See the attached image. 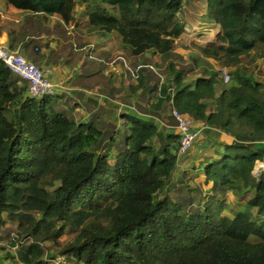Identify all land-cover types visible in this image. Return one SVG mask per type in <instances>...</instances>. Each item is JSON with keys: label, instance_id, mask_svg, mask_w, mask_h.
Returning <instances> with one entry per match:
<instances>
[{"label": "trees", "instance_id": "1", "mask_svg": "<svg viewBox=\"0 0 264 264\" xmlns=\"http://www.w3.org/2000/svg\"><path fill=\"white\" fill-rule=\"evenodd\" d=\"M187 1L4 0L29 17L18 30L23 38L28 30L49 32L41 22L56 18L59 36L70 25L115 35L123 52L143 61L129 84L131 94L139 92L136 114L126 113L129 101L122 100L124 130L104 121L103 111L77 121L57 108V96L30 97L27 84L0 61V229L6 219L17 222L11 264H264V228L249 212L222 215L227 191L251 192L247 207L264 212V166L252 174L264 163L263 85L235 70L233 84L218 92L222 80L209 65L188 80L197 62L236 68L242 56L264 50V0H205L202 23L220 27L224 46H196L199 55L181 66L174 45L184 32L178 16ZM68 46L76 63L82 54ZM93 54L87 51L83 67ZM104 54L97 64L107 63ZM165 108L169 117L160 125L155 120ZM172 110L202 125L201 134L231 139L204 155L211 187L202 197L190 187L188 169L172 183L180 160L179 135L167 130L176 126ZM65 230L73 236L62 244Z\"/></svg>", "mask_w": 264, "mask_h": 264}, {"label": "rangeland", "instance_id": "2", "mask_svg": "<svg viewBox=\"0 0 264 264\" xmlns=\"http://www.w3.org/2000/svg\"><path fill=\"white\" fill-rule=\"evenodd\" d=\"M204 10H205V0H189L184 3L183 8L181 12L179 13L178 17L184 26V32L176 40L175 45H174V50L176 53L180 54L182 57V61L175 60V62L181 66H185L189 64L188 62L189 56L196 57L199 55V51L196 48V46H211V47L224 46V44L219 40L220 27L202 23L203 20L201 19V17L204 13ZM5 11L6 10H4V8H1L0 10V24L4 26L9 27L11 25V27L17 29L22 22L28 21L29 19L28 16L22 17L21 19L19 17V14H8ZM80 13H81L80 9H77V15H80ZM7 21L9 22V24H5L7 23ZM52 21L53 22L49 20V23H47V26L45 27L46 30L51 29V28L55 29L54 24L57 21L56 19H53ZM39 31L40 30L38 29L36 31L28 30L27 33L29 34L26 35L28 39L23 38V43H24L23 48H26L25 51H28L29 60L34 62V64L37 66H41V64L43 63V60L45 59V56H49V59H50L49 65L52 66L54 69H60L57 63V61L61 58L60 56L63 55V54H60V52L66 55L67 51L69 50L68 45L71 42L72 44H76L78 42V40H75V37L78 34L82 36L83 35L88 36L87 41L90 43V50H92L93 52L98 50L100 47H104L105 49H108V48L112 49L113 53L115 52L117 53L115 56L116 58L114 60L121 62L122 66H124V68L127 70L129 74V78L124 79L122 82H120L119 77H116V75L119 76V74H121V70L119 67V74H117L118 68L114 66H117L119 64L115 63V64H112L111 68L107 67L105 70L106 74H104L103 78L101 76L99 77V79L96 78L97 81L94 80L91 86H94L96 88L97 82L100 83L102 80H104L105 82H107V80H110V81L112 80L111 82L113 83L114 87L119 90V91L117 90L118 97L114 99H110L109 97L106 98L103 95L99 94V92H97L96 90L94 91L91 89L90 91L88 90V94H90L89 96H92L94 100L95 99L97 100L96 104L98 103L100 106H104L106 109L111 111L110 112L111 115L104 114L102 115V118L103 119L105 118V120L107 119L108 122L112 123L111 119H113L114 117L113 119L114 122L118 125V127L120 126L121 130H124V128L122 127V123L124 122V119H121L119 117L126 111L124 108L125 107L124 105L126 104L122 101L123 99H122V96L120 95H122L123 92L128 93V89H129L128 81L132 83L134 82L133 79H135L132 76V72L135 73V71L138 70L137 67L141 68L143 66L142 65L143 61L136 60L135 67H132L131 65L128 66V63L131 61L135 63V59L132 57L129 58V55L127 53H124L123 51H120V50L117 51L119 49L118 45L120 44H119L118 38L115 35H108L105 37H99L94 34L88 35L84 33V29H80V31L77 33L74 31L73 26L70 25V26H67V30H65L66 31V35L64 37L65 39L62 36H58V39L56 38L48 39V42L45 43L47 41V38L44 41V40L39 39V37H37V32ZM43 33H46V31H44ZM61 45L64 48L61 49L60 48ZM46 46L47 47L50 46L49 50L51 52L47 51ZM53 47H55L56 49H61V50L54 51ZM34 48H37V52L34 51ZM56 55L58 56L55 57ZM65 55L63 56L65 57ZM153 61H156L154 63H157V64L161 63L158 57L157 59ZM202 62H197L198 66L194 68L193 72L189 75L188 80L193 81L197 76H199L202 73L201 72V70L203 69L202 66L205 67L206 65H209L211 70H214L218 73L219 80L221 79L219 71L222 68H225L230 74H232L235 70H238L250 76L255 82H258L261 85H263V89H264V50L255 51L249 57L242 56L240 58V63L236 68L221 67L217 62L212 61V60H204V63ZM60 63H62V61H60ZM162 68H163V65L162 66L159 65L158 68L156 67L155 70L160 75V82L163 85H165L168 76H167V73L162 72ZM64 70H65L66 78L64 77V75H61V81L57 80L58 83L56 84L62 85L63 87H67V88L69 87V83L71 81L76 86L82 84L80 75L84 74L85 69L80 70V63H78L77 65L76 63L69 64L68 67H64ZM99 70L100 68L97 69V71ZM53 76L55 77V74H53L52 77ZM232 84H233V81L232 83L230 82L229 84H223L220 81L218 92L222 88H225V89L229 88ZM82 86H85V85H82ZM69 88H72V87L70 86ZM74 96H75V91H71V89H67V91L64 92V91H61L60 89V92L57 95L59 99L55 101V105L57 106L58 109H65L66 112L69 115H72V117L75 118L77 121H79L82 118L83 120L88 119V116L84 113L83 110H81L80 104L78 105V108L80 109H76V111L73 109V105L75 101ZM209 105L211 109H213L215 106L214 101H209ZM126 113L136 114V111L132 108H129L126 111ZM167 113L169 112L167 111V108H165L162 114H160V117H159L160 119H158L159 122L161 121L163 123H166L165 122L166 119L165 118L163 119V114H167ZM117 120H118V123H117ZM99 121L100 119L97 118V123H96L97 128H101V123L100 124L98 123ZM104 126L105 125L103 123L102 128H104ZM167 130L169 132H174V129H167ZM228 141H229V137L224 135L221 132L213 131V132H209V134L207 135L201 134L200 138L194 143L193 147L184 156L179 157L180 160L178 161V166L176 167L174 171L172 183L173 184L176 183L178 181L179 176L182 174V172L188 169L187 171L189 172H187V175L190 178L189 180L190 187L197 188L199 190L200 197L205 195L209 191L211 184L210 183L206 184L204 182L203 169H200V168H203V165H200V164L204 163L203 162L205 159L204 155L206 156L209 155L211 157L212 149L214 147H217L218 144H221V143L222 144L228 143ZM191 166H195L197 168L194 169V168H191ZM263 166L264 164L259 163V162L255 164V169L252 172L254 177H256L259 174ZM250 197H251V192L246 193L244 195L236 196L233 192L227 191L224 197L225 208L222 212V215L227 216L229 218H235L238 214L249 212L251 215V220L254 221L256 225L262 226L264 228V212L259 214L256 209H251L247 207L246 203ZM16 227H17L16 221L6 219L5 228L0 229V264H11L10 258L15 255V252L17 250V247L15 245H17L18 243ZM72 236H73L72 233L65 230V232L61 234L58 240L59 242L64 244L65 242L70 240ZM58 262L60 261L58 260Z\"/></svg>", "mask_w": 264, "mask_h": 264}, {"label": "crops", "instance_id": "3", "mask_svg": "<svg viewBox=\"0 0 264 264\" xmlns=\"http://www.w3.org/2000/svg\"><path fill=\"white\" fill-rule=\"evenodd\" d=\"M1 8H4V10H6L5 12L8 13V14H19V17L22 19L24 13L23 12H20L10 6H7L4 2V0H0V10ZM53 19H56V18H52L50 19L51 22H53L52 20ZM8 20V19H7ZM57 21V19H56ZM45 27L47 26V23H49V21L47 22H41ZM5 24H9V22L7 21V23ZM21 25V24H20ZM20 27V26H19ZM19 27L17 29L11 27V25L9 27L7 26H4L2 24H0V44L9 48L10 50L12 51H16L18 52L19 54H21L26 60H28L29 62L33 63L31 60H29L28 58V51H25L26 48H23L24 46V43H23V36H19L18 35V30H19ZM64 30H67V27H63ZM50 30L49 32H46V33H43L41 32L40 34L37 33V37H39V39L41 40H46L47 38V41L45 43L48 42V39H52V38H56L58 39V36L56 33H54V30L55 29H48ZM79 30H76L75 32H79ZM51 32V33H50ZM85 33V31H84ZM66 35V34H65ZM65 35L62 37L64 38ZM77 37V38H76ZM75 37V40H78V42L76 44H73V47H74V51L76 53L80 52L82 55L81 59L78 60L76 62V65L78 63H80V70L82 69H85V72L84 74H81L80 77H81V82L82 84L76 86L73 84V82L71 81L69 83V87L71 86L72 88H67V89H71V91H75V96H74V99L76 102H78L80 104V107H81V110L84 111V113L88 116L91 115L92 112L94 111H103V115L104 114H107V115H111V111H109L108 109H106L104 106H100L98 103L96 104L97 100L95 101L92 96H89L90 94H88V90L90 91L91 90H96L97 92H99V94L103 95L104 97L107 98V93L109 92L112 96H113V99L114 98H117L118 95H117V92L119 91L117 88L114 87L113 83L110 81L108 82H105L104 80H102L100 83L97 82L96 84V88L94 86H91L93 84V81L96 80V78L99 79V77L101 76L103 78L104 74L105 73V70L106 68H111L112 67V64H115V63H118L119 65L117 66H114L116 68H118V73L119 74V67H120V70H121V74L116 75V77H119L120 79V82H122L124 79H128L129 78V74L127 72V70L124 68V66H122L121 62L120 61H115L114 59L116 58V52L113 53V50L108 48V49H105L104 47H100L98 50H96L94 52V59L91 60L90 62H87L84 64V67L82 66V63L84 61V55L87 53L88 50H90V43L87 41V35H80L78 34L77 36ZM16 38V41L13 43V39ZM27 37H25L24 39H26ZM65 39V38H64ZM63 44V43H62ZM66 44V43H64ZM68 44V43H67ZM46 45V44H45ZM78 45H82V48L81 49H78ZM51 46V45H50ZM50 46H46L47 48V51L48 52H51L49 49H50ZM205 47V46H204ZM206 47H211V46H206ZM61 49L64 48L62 45L60 47ZM118 50L117 51H122L121 50V46L118 45ZM61 49H56L55 47H53V50L54 51H57V50H61ZM112 50V51H111ZM35 51V50H34ZM37 52V51H36ZM104 53H109V60L107 61V63L105 62L104 65H101V64H97V62H100V61H103L102 59H104ZM126 53V52H124ZM60 54H63L65 55L64 53L60 52ZM60 56L61 58L57 61L58 63V67L60 69H54L52 66L49 65V62H50V59H49V56H45V59L43 60V63L41 64V66H37V67H40V68H46L49 70L50 72V75H49V78L51 80V82L53 83H58V81H61V75H64L65 77V70H64V67H68L69 64H73L75 63L76 61V58L77 56H71L70 55V51L68 50L65 57L64 56ZM101 55V56H100ZM58 55H56L55 57H57ZM96 57V58H95ZM129 58H131V56L129 55ZM133 58V57H132ZM135 59V58H134ZM95 60V61H94ZM60 61H62V63H60ZM154 62V61H153ZM104 63V62H103ZM62 64V65H61ZM136 59H135V63L134 62H129L128 63V66L131 65L132 67H135L136 65ZM35 65V64H34ZM62 68H61V67ZM122 67V68H121ZM90 68V69H89ZM99 71H97V69H99ZM154 68V67H153ZM96 69V70H95ZM156 69V68H155ZM57 73V74H56ZM55 74V78L54 76L52 77V75ZM66 78V77H65ZM64 78V79H65ZM63 79V78H62ZM58 80V81H57ZM97 81V80H96ZM129 84H132L130 81H128ZM96 83V82H95ZM82 85H85V86H82ZM119 88V86H118ZM128 88H129V85H128ZM118 90V91H117ZM121 91V90H120ZM107 92V93H106ZM139 93V92H137ZM136 93V94H137ZM136 94H131V91L130 89H128V93H125L123 92L122 95V99L124 98H127L129 101L127 105L129 108H132L134 109V106H133V103H136V100H137V96ZM80 97H79V96ZM119 96V97H120ZM74 101V103H75ZM113 101V100H112ZM124 102V101H123ZM76 109H80V108H76ZM75 109V111H76ZM91 109V110H90ZM135 110V109H134ZM115 112V111H114ZM117 113V112H116ZM162 114V113H161ZM141 117H144V118H149V116H144L142 114H139ZM169 117V113L167 114H163V119H168ZM121 118V116L119 117ZM83 119V118H82ZM114 119V117H113ZM112 119V120H113ZM122 119V118H121ZM87 120V119H86ZM104 121H105V118H104ZM157 121V123H159L160 125H162L161 123L163 122H159L158 119L155 120V122ZM117 123H118V120H117ZM124 123V122H123ZM122 123V124H123ZM199 125V124H197ZM120 127V126H119ZM118 125H117V128H119ZM170 129H174V132H176L175 128L173 127H170ZM229 141H231V139L229 138ZM228 141V143H229ZM200 165H203V164H200ZM178 166V164H177ZM176 166V167H177ZM192 167V166H191ZM199 168V167H198ZM202 169V168H200ZM187 170V169H186ZM185 171V170H184Z\"/></svg>", "mask_w": 264, "mask_h": 264}, {"label": "built area", "instance_id": "4", "mask_svg": "<svg viewBox=\"0 0 264 264\" xmlns=\"http://www.w3.org/2000/svg\"><path fill=\"white\" fill-rule=\"evenodd\" d=\"M0 61L12 74L27 84L28 95L32 98L55 97L60 89L64 92L67 91L66 87L51 82L48 69L37 67L18 52L12 51L3 45H0ZM219 73L223 84L231 82L230 74L225 68H222ZM132 76L137 77L136 71L135 73L132 72ZM171 116L176 122L175 130L179 135L178 155L182 157L193 147L204 127L195 124L176 110L171 111Z\"/></svg>", "mask_w": 264, "mask_h": 264}, {"label": "clouds", "instance_id": "5", "mask_svg": "<svg viewBox=\"0 0 264 264\" xmlns=\"http://www.w3.org/2000/svg\"><path fill=\"white\" fill-rule=\"evenodd\" d=\"M259 163H261V162H259ZM255 169V168H254Z\"/></svg>", "mask_w": 264, "mask_h": 264}]
</instances>
